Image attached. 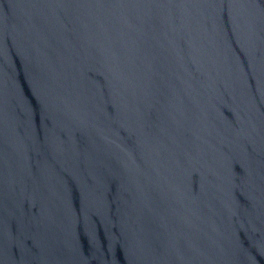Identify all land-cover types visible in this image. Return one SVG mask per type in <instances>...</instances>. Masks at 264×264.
Instances as JSON below:
<instances>
[{
    "label": "water",
    "instance_id": "water-1",
    "mask_svg": "<svg viewBox=\"0 0 264 264\" xmlns=\"http://www.w3.org/2000/svg\"><path fill=\"white\" fill-rule=\"evenodd\" d=\"M0 264H264V0H0Z\"/></svg>",
    "mask_w": 264,
    "mask_h": 264
}]
</instances>
